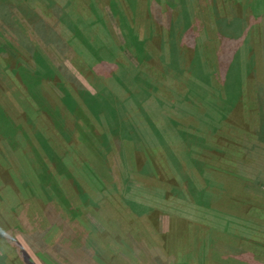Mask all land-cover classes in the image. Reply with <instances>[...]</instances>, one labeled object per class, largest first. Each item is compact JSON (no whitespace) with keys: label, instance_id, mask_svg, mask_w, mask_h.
I'll list each match as a JSON object with an SVG mask.
<instances>
[{"label":"rangeland","instance_id":"obj_1","mask_svg":"<svg viewBox=\"0 0 264 264\" xmlns=\"http://www.w3.org/2000/svg\"><path fill=\"white\" fill-rule=\"evenodd\" d=\"M115 1L0 0V264H264V0Z\"/></svg>","mask_w":264,"mask_h":264},{"label":"trees","instance_id":"obj_2","mask_svg":"<svg viewBox=\"0 0 264 264\" xmlns=\"http://www.w3.org/2000/svg\"><path fill=\"white\" fill-rule=\"evenodd\" d=\"M116 6L119 8V4L117 3V1H115L114 2V0H110V7H111V9H112V11H113V13H114V15H115V17L116 16H118L117 15V11H118V9L116 8ZM120 9V8H119ZM121 10V9H120ZM80 21V20H79ZM95 24V22H92V23H90L86 28L89 30V31H91V29L93 28V26H94V24ZM79 31L80 30V28H76L75 29V31ZM20 32V31H19ZM24 36V35H23ZM30 43H28V47L30 48V45H29ZM31 49V48H30ZM102 54H104V53H102ZM48 69V68H47ZM49 70V69H48ZM50 71V70H49ZM48 74H51V72H47ZM53 76V75H52ZM23 77H25V75H23ZM26 89H27V87H26ZM28 90V89H27ZM78 93L80 94V95H82V96H90L89 95V92L88 91H86L85 89H84V91L83 90H78ZM31 94L32 95H34L35 96V98L37 99V100H42V99H44V97L45 96H47V95H45V93H44V95H42V94H38V93H35V94H33V92H31ZM50 95V94H49ZM135 97L136 96V93L134 92V93H131V98L132 97ZM100 97H99V95H97L96 97H95V99L94 98H90L91 100H94V101H90V102H93L94 103V105H92V107L93 108H95V110H97V108H98V99H99ZM64 101H65V103L67 104V105H69V109L70 110H75L76 111V109L75 108H71V106H75L76 105V102H75V100L73 99V97H72V95L70 94V93H67V95H65L64 96ZM89 100V99H88ZM77 101V100H76ZM99 102H100V100H99ZM18 112H20V111H18ZM17 114V113H16ZM261 116V115H260ZM263 128V130H264V127H262ZM261 129H260V127H259V130L258 131H260ZM253 132V131H252ZM263 135H264V131H262L261 132ZM253 135H255V133H252ZM28 143H29V145H30V147H29V149H31L32 151L33 150H36L37 149V145H39V144H41V145H43V144H45V140L43 139V138H41V137H39L38 135H35V134H33L32 135V137L31 136H29L28 137ZM59 165H61V164H58L57 165V167H59ZM14 172L15 173H17L16 175L18 176V171L16 172V170H14ZM11 179V178H10ZM12 180V179H11ZM46 184L48 185V187L49 186H51V187H53L54 186V174H52V173H50L48 176H47V179H46V181H45V186H46ZM45 188V187H44ZM18 189H19V187H18ZM17 190V189H16ZM17 192H18V190H17Z\"/></svg>","mask_w":264,"mask_h":264}]
</instances>
